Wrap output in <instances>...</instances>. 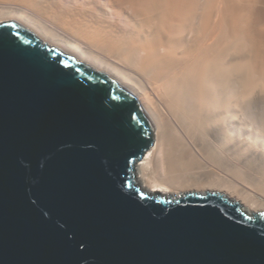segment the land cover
<instances>
[{
	"label": "water",
	"instance_id": "1",
	"mask_svg": "<svg viewBox=\"0 0 264 264\" xmlns=\"http://www.w3.org/2000/svg\"><path fill=\"white\" fill-rule=\"evenodd\" d=\"M155 143L131 89L0 25V264H264V213L141 188Z\"/></svg>",
	"mask_w": 264,
	"mask_h": 264
},
{
	"label": "bare ground",
	"instance_id": "2",
	"mask_svg": "<svg viewBox=\"0 0 264 264\" xmlns=\"http://www.w3.org/2000/svg\"><path fill=\"white\" fill-rule=\"evenodd\" d=\"M7 23L142 100L143 190L264 213V0H0Z\"/></svg>",
	"mask_w": 264,
	"mask_h": 264
},
{
	"label": "rangeland",
	"instance_id": "3",
	"mask_svg": "<svg viewBox=\"0 0 264 264\" xmlns=\"http://www.w3.org/2000/svg\"><path fill=\"white\" fill-rule=\"evenodd\" d=\"M140 185V184H139ZM187 195V194H186ZM230 198V197H229ZM232 199V198H231ZM261 213V212H260Z\"/></svg>",
	"mask_w": 264,
	"mask_h": 264
}]
</instances>
